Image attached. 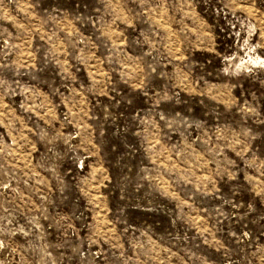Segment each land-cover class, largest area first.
Here are the masks:
<instances>
[{
    "label": "rangeland",
    "instance_id": "374dc122",
    "mask_svg": "<svg viewBox=\"0 0 264 264\" xmlns=\"http://www.w3.org/2000/svg\"><path fill=\"white\" fill-rule=\"evenodd\" d=\"M0 264H264V0H0Z\"/></svg>",
    "mask_w": 264,
    "mask_h": 264
},
{
    "label": "built area",
    "instance_id": "2783aa9c",
    "mask_svg": "<svg viewBox=\"0 0 264 264\" xmlns=\"http://www.w3.org/2000/svg\"><path fill=\"white\" fill-rule=\"evenodd\" d=\"M51 68L57 69L58 67L51 66ZM10 70L15 74L16 83L27 79L29 85L36 83L38 86H41V90H45L49 86V80L45 76L51 72L49 66H12ZM34 73L40 75L34 77Z\"/></svg>",
    "mask_w": 264,
    "mask_h": 264
},
{
    "label": "bare ground",
    "instance_id": "6f19581e",
    "mask_svg": "<svg viewBox=\"0 0 264 264\" xmlns=\"http://www.w3.org/2000/svg\"><path fill=\"white\" fill-rule=\"evenodd\" d=\"M260 59V58H259Z\"/></svg>",
    "mask_w": 264,
    "mask_h": 264
}]
</instances>
